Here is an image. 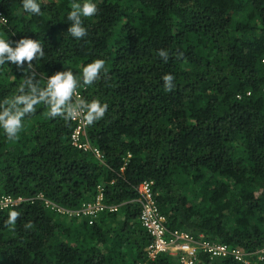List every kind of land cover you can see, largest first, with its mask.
<instances>
[{
	"label": "trees",
	"instance_id": "16d2710c",
	"mask_svg": "<svg viewBox=\"0 0 264 264\" xmlns=\"http://www.w3.org/2000/svg\"><path fill=\"white\" fill-rule=\"evenodd\" d=\"M37 2L35 15L21 0H0V36L12 46L22 37L41 41L43 56L30 62L41 86L57 71L80 75L104 60L99 78L75 90L108 105L86 130L101 158L74 148L76 123L49 117L43 102L16 139L0 130V199L24 200L0 208V264L146 261L143 182H153L169 230L247 254L264 248V0H94L97 13L82 18L80 39L67 33L73 0ZM23 75L0 65V111L29 91L17 92ZM98 186L118 212L94 225L46 205L78 210ZM149 264L177 262L162 254ZM198 264L243 263L203 256Z\"/></svg>",
	"mask_w": 264,
	"mask_h": 264
},
{
	"label": "clouds",
	"instance_id": "9594fccd",
	"mask_svg": "<svg viewBox=\"0 0 264 264\" xmlns=\"http://www.w3.org/2000/svg\"><path fill=\"white\" fill-rule=\"evenodd\" d=\"M21 6L26 12L35 15L41 11L37 0H21ZM97 10L94 0H73L71 10L66 17L70 22L67 33L76 39L86 36L87 29L84 27L82 18L95 15ZM43 54L42 44L38 39L22 37L15 42V46H12L8 38L0 36V65L11 62L21 68L24 72V79L17 92L24 93L25 87L29 89L27 93L14 95L6 100L5 103L9 104V107L0 111V130L9 139L18 137L23 129L26 114L29 116L34 113L36 110L34 106L41 102L47 105V114L51 118L62 117L64 120H69L82 116L88 124L101 119L107 111L108 105L96 99L91 101L82 98L73 99V94L81 83L91 85L99 78L104 70V60L96 59L86 64L80 75H74L70 68L66 71H57L48 76L45 85L41 86L37 80L33 83L36 73L32 71L33 65L30 62ZM158 55L167 61L168 54L165 50H159ZM25 62H29L27 72L22 67ZM163 80L166 90H170L173 87L172 75L166 74ZM20 105L23 106L20 107ZM16 216V212H11L9 222H14ZM25 227L28 228L31 225L26 224Z\"/></svg>",
	"mask_w": 264,
	"mask_h": 264
},
{
	"label": "built area",
	"instance_id": "2783aa9c",
	"mask_svg": "<svg viewBox=\"0 0 264 264\" xmlns=\"http://www.w3.org/2000/svg\"><path fill=\"white\" fill-rule=\"evenodd\" d=\"M7 21L0 17V23ZM250 95V93H248ZM81 92L75 91L73 99L81 98ZM240 98V96H238ZM76 127L71 135V144L80 151H91L101 158L98 150L94 149L86 137L88 123L83 117L72 118ZM153 182H143L139 191L137 203L140 206L139 223L151 237V242L146 248L147 260L139 264H149V261L157 259L162 254L172 256L177 264H198L203 256L210 260L232 259L243 264H251V257H254L255 264H264V248L254 254H247L239 248L212 240L197 239L193 234L181 230H169L166 218L160 213L154 196ZM22 198L14 200L11 197L3 196L0 199V208L5 209L23 202ZM47 207H51L61 216H71L79 220H86L90 225L99 221L103 214L118 212V206H107L104 203V188L98 186L95 197L84 202L78 210L69 211L56 207L46 201Z\"/></svg>",
	"mask_w": 264,
	"mask_h": 264
}]
</instances>
